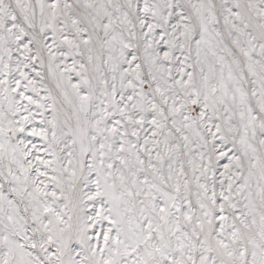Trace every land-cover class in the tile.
Listing matches in <instances>:
<instances>
[{
	"label": "snow or ice",
	"instance_id": "6c2138e0",
	"mask_svg": "<svg viewBox=\"0 0 264 264\" xmlns=\"http://www.w3.org/2000/svg\"><path fill=\"white\" fill-rule=\"evenodd\" d=\"M0 264H264V0H0Z\"/></svg>",
	"mask_w": 264,
	"mask_h": 264
}]
</instances>
